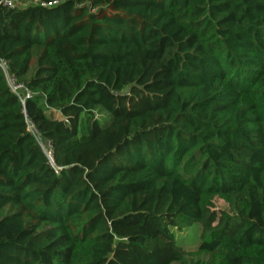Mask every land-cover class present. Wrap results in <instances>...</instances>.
<instances>
[{"label":"trees","instance_id":"obj_1","mask_svg":"<svg viewBox=\"0 0 264 264\" xmlns=\"http://www.w3.org/2000/svg\"><path fill=\"white\" fill-rule=\"evenodd\" d=\"M0 60V264H264V0H18Z\"/></svg>","mask_w":264,"mask_h":264},{"label":"rangeland","instance_id":"obj_2","mask_svg":"<svg viewBox=\"0 0 264 264\" xmlns=\"http://www.w3.org/2000/svg\"><path fill=\"white\" fill-rule=\"evenodd\" d=\"M202 224H194L190 227L176 229L171 228L177 246L183 251L187 264H195L203 261L204 257L197 254Z\"/></svg>","mask_w":264,"mask_h":264},{"label":"built area","instance_id":"obj_3","mask_svg":"<svg viewBox=\"0 0 264 264\" xmlns=\"http://www.w3.org/2000/svg\"><path fill=\"white\" fill-rule=\"evenodd\" d=\"M29 2H31L32 0H27ZM18 2V0H0V5L5 7V8H9L11 9L14 4H16ZM54 4V3H52ZM42 6H45L44 4H42ZM0 70L3 73L6 83L9 87V89L11 90V92L15 93L16 90H18L20 88V85H17L14 81V79L10 76L7 75L6 73V65L5 62L3 60H0Z\"/></svg>","mask_w":264,"mask_h":264}]
</instances>
